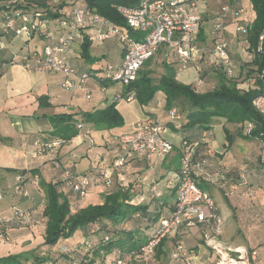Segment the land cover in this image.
I'll list each match as a JSON object with an SVG mask.
<instances>
[{
  "label": "crops",
  "instance_id": "1",
  "mask_svg": "<svg viewBox=\"0 0 264 264\" xmlns=\"http://www.w3.org/2000/svg\"><path fill=\"white\" fill-rule=\"evenodd\" d=\"M0 1L5 4L6 1L10 0ZM24 1L32 7L42 9L34 2ZM246 3L248 2L246 1ZM213 4V0L200 3L198 12L214 15L216 12H213ZM46 6L52 10L60 6L59 9L63 12L70 5L67 0L60 2L59 0H48ZM251 13L252 19L253 12L251 11ZM230 16L232 15L227 16V18ZM46 18L49 19V17ZM49 20L50 29L57 32V23L51 18ZM211 23V21L203 22V34L207 35ZM224 26L226 32L225 23ZM15 36V31L4 34L0 29V41L3 45V48H0V63L10 58L26 42V40L14 41ZM228 39L230 40V38ZM27 44L29 43L27 42ZM33 47L39 46L34 45ZM244 48L245 44L243 43L238 44L235 49L234 43L229 44V53L240 72L242 63L249 61ZM79 49L80 46L75 48L72 59L78 70H83L88 67L89 63L77 56ZM122 51L121 47L119 59L110 62L111 64L116 65L121 61ZM158 52H160L159 57L164 64H168L171 58L176 61L173 52L167 48L165 50L161 48ZM237 58H240L241 64L238 62L239 59L236 60ZM152 60L147 63L149 66H151ZM174 66H176L175 62L168 65L172 69ZM240 72L237 76L242 73ZM215 73L221 76L215 66L205 65L202 72L203 85L211 83V75ZM250 75L242 82L237 81V85L243 89L252 87ZM62 80L63 77L60 74L31 72L17 63H6L0 71V218L10 216L15 208L27 209L26 211L33 218L32 226L29 228L13 225L0 228V232L6 238H8L7 233L22 242L27 241V237L31 234H39L42 237L45 218L41 215L39 217L38 213L42 211L45 199L40 182L55 183L64 180V171L67 167H72L74 172L93 179L96 173L109 165L114 158L116 137L132 132L136 121L148 116H155L160 122L168 120L162 92L156 93L155 99L144 107L135 98L131 101H116L115 108L124 122L121 127L97 130L91 124L82 122V128L80 131L78 130V134L69 140H65L64 145L58 151L51 155L33 158L31 152L37 140L58 138L53 133L59 124L52 121V116L71 114L73 119L78 122L81 120V112L106 107L114 101L115 94L122 89L120 87L107 94L110 85H107L106 89H102L92 78L87 79L81 89H66L61 85ZM203 85L198 86L202 87ZM64 90H68V92L66 93ZM86 95L89 97L87 98ZM42 96L46 97L43 100L45 105H39L38 98ZM74 99H77L76 102ZM70 123L74 124L73 121ZM224 126L230 132L238 127L224 123L222 120L211 125L206 132L200 131L198 127L185 133L194 140L205 137L213 145L215 152L213 156L209 157L211 166L207 167V173H196L195 181L198 184L199 181H202L207 185L208 190L206 191L214 199L217 210L224 220L223 232L218 238L220 245L236 249L239 252L256 250L258 257L252 264H264V142L257 138L248 140L235 136L227 140ZM217 128L220 129V132ZM183 135L184 133L180 134L174 131L171 125L166 127L163 136L171 141L174 146L167 155L168 158H166L167 156L162 159L156 158L154 164L151 155L135 157L121 169L123 181H120L117 174H114L112 184L109 187L102 183L95 184L87 195L78 201V204L80 205L82 202L97 204L100 202V195L106 189L115 190L117 187H124L131 195V203L147 206L145 217L136 218L135 222L132 219L134 228L144 226L148 220L153 223L156 221L155 219L165 216L164 210L170 211L175 198L176 190L173 176L180 166V164L173 166L171 161L179 154ZM161 160L163 163L160 162ZM164 161L166 162L164 163ZM55 163H58L59 166H56ZM160 166L163 168L160 169ZM31 169H36V171L30 172ZM33 175L38 176L37 182L34 181ZM17 178L20 180L19 185L22 190L28 196L12 191L17 183ZM157 193H159L158 196ZM220 196L224 202L221 201ZM126 225L124 224V226ZM199 234H202L201 228L195 227L177 233L175 237L167 238L164 253H166L168 261L171 248L177 242H181L185 246H196L194 249H190L193 251L195 264H213V250L211 247L202 245L203 241L200 240ZM81 239L82 237L77 233L72 238L62 240L60 246H65L66 243H77ZM38 255L53 258L58 256L56 252L49 254L43 251L39 252ZM108 255L105 256V260ZM24 256L26 254H23ZM103 258L101 256L102 260ZM168 261L167 264H170Z\"/></svg>",
  "mask_w": 264,
  "mask_h": 264
},
{
  "label": "built area",
  "instance_id": "2",
  "mask_svg": "<svg viewBox=\"0 0 264 264\" xmlns=\"http://www.w3.org/2000/svg\"><path fill=\"white\" fill-rule=\"evenodd\" d=\"M205 1L137 0L133 5H116V11L126 25L125 29L90 10L84 0H70L69 8L52 20L58 25V31L54 32L50 29V20L44 16V12L33 10L36 7L30 6L24 0H10L6 5L10 12L2 18L5 22L2 33L22 32L27 37L37 33L43 44L40 47H30L26 39L17 52L11 55L9 61L0 63V71L6 63H17L31 72L60 74L64 88L81 89L90 75L87 71L78 70L74 65L72 57L75 48L84 41L92 45L114 38L123 50L121 61L116 65L105 63L101 72L110 82L121 84L122 89L115 94V101H131L134 98L133 92L124 93L123 90L136 80L139 69L162 47L173 52L180 69L190 66L195 68L198 74L197 85L204 83L203 77L200 76L203 65L215 66L225 77L233 78L238 68L229 53V42L224 36V23L229 15L243 17L244 9L233 7L231 4H223L220 7L211 18V28L207 32L211 44L208 46L198 41V34L204 22L202 14L198 12V6ZM54 11L57 10L53 9ZM250 23L251 19L246 24L236 23L234 30L247 34ZM263 40L264 35L260 34L254 50L260 54L264 53ZM244 42L245 54L253 57L254 52L248 51L247 40ZM0 48H3L1 41ZM259 76L262 80L261 92L253 99L252 104L260 113H264V65ZM167 115L171 120L179 118V112L174 107L167 110ZM76 126L80 131L82 124L78 123ZM252 127V123L246 122L243 133L249 134ZM163 131L164 128L155 116L136 121L132 132L116 137V154L109 165L101 168L93 179L74 172L72 168H66V185L72 194L81 200L95 184L102 183L109 187L114 174L123 181L121 169L135 157L151 155L162 159L173 150V143L163 136ZM203 141L205 142L199 151L196 150L197 143L181 142L180 166L173 176L176 191L170 213L153 223L149 239L138 250L118 254L111 264L152 261L157 247L164 239L175 237L177 233L195 227L201 228L205 245L213 250V264H252L257 259L256 250L239 252L220 245L218 241L223 232V219L214 199L195 181L196 173H207V167L211 166L209 157L215 154L211 144L206 139ZM64 143L65 140L60 138L37 140L31 156L37 158L51 155ZM33 179L37 182L38 176L33 175ZM16 180L12 191L28 196L19 185V178ZM6 225L29 228L32 226V219L28 211L15 208L10 216L0 218V228ZM61 248L62 251L65 250L64 246ZM169 262L195 264L193 251L177 242L169 252Z\"/></svg>",
  "mask_w": 264,
  "mask_h": 264
},
{
  "label": "trees",
  "instance_id": "3",
  "mask_svg": "<svg viewBox=\"0 0 264 264\" xmlns=\"http://www.w3.org/2000/svg\"><path fill=\"white\" fill-rule=\"evenodd\" d=\"M27 1L41 6L42 9L39 7L33 10L44 12V16L52 20L59 17L62 13L59 9L60 6L56 7L57 11L54 12L52 9H49L46 6L48 0ZM246 1L250 4L251 11L253 12V17L246 34L247 48L248 51H253L254 55L251 57L246 54L249 61L242 64L241 68L246 66L249 69L252 87L243 89L237 85V82L233 79L234 77L227 78L220 72L221 79L215 87L198 92L194 88L198 86L196 82L185 84L178 82L174 78L172 68L168 66L169 75L163 77L160 83L156 84L146 75L149 71H143L142 66L138 71L139 75L136 80L123 90L124 93L133 92L134 98L142 107L147 106L149 102L155 99L154 95L157 91H161L164 96L165 109L168 110L174 107L179 112L177 120H171L168 117L167 121L160 122L161 126L165 129L171 125L177 133H184L181 142L197 143V151L202 149L205 138L200 137V139L194 140L189 138L185 133L198 127L200 131L206 132L211 125L222 120L224 123L238 126L235 133L230 132L225 126L223 127L227 140L235 136L248 140L257 138L264 142V113H260L252 104L253 99L261 92L262 86L259 74L264 65V53L260 54L254 50L258 43V36L260 34L264 35V0ZM136 2L137 0H84L85 5L90 10L125 29L124 20L117 13L115 6L133 5ZM198 41L208 46L211 44V39L208 35L203 34L202 28L198 34ZM89 46V42L84 41L80 45L77 56L88 63H99L101 61L100 57L92 56L88 53ZM9 59L2 62L9 61ZM105 63L110 62L106 61ZM103 65L100 64L92 67L90 64V66L83 69L102 88L109 85L110 82L107 76L101 72ZM200 76L203 77V74L201 73ZM194 83L196 86L192 87ZM45 99L46 97L44 96L39 97V105H45L46 103H43ZM115 105L116 101L114 100L104 108L81 112L80 117L82 121L79 120L78 122L73 119L71 114L52 116V121L59 124L56 126L57 129L53 134L60 139L69 140L78 134L79 129L76 125L78 123L82 124V122L91 124L97 130L121 127L124 123L123 118L115 108ZM144 110L146 111L145 108ZM72 121L74 122L73 125L70 123ZM246 122L253 124L249 134L243 133V126ZM63 123L66 125L62 126L61 124ZM35 171L36 169L30 170V172ZM40 185L45 199L41 213L45 218L44 244H52L58 240H67L75 232L79 233L82 237L81 241L72 244L66 243L64 246L65 250L62 251L61 248L56 258L33 255L29 259L28 256L14 255L10 258H0V264H95L93 258L97 257L101 259V256L105 257L114 249L119 251L118 254L130 250H138L150 237L152 229L150 232L147 231V226H152L151 228H153V223L149 222V220L144 226L134 228L132 225V219L135 222L136 218L145 217L144 214L146 213L147 206L131 203V195L127 189L117 187L107 194L102 203L92 204L82 202L79 205V199L72 194L71 189L66 185L64 180H59L55 183L42 181ZM198 186L201 187L200 184ZM124 224L127 225L124 226ZM165 246L166 239L157 247L155 256L158 255V252L164 250ZM79 254L81 255L79 256ZM28 260H31V262L28 263Z\"/></svg>",
  "mask_w": 264,
  "mask_h": 264
},
{
  "label": "rangeland",
  "instance_id": "4",
  "mask_svg": "<svg viewBox=\"0 0 264 264\" xmlns=\"http://www.w3.org/2000/svg\"><path fill=\"white\" fill-rule=\"evenodd\" d=\"M60 1L61 0H59V2ZM67 1H70V0H67ZM213 1H214V4L212 5L213 6V8H212L213 12H217L223 4H231L233 7L238 6V7H242L244 9L243 17L236 18L234 15L230 16L228 18L226 17L225 24H226V29L227 30H226V32H224V36L228 40L229 44L230 43H234V49L237 48L238 44H241V43L245 44L244 40L246 39V34L237 33L233 29L235 27V25H234L235 23L246 24L248 22V20L251 19V14L252 13H251L249 4L246 3V0H213ZM1 2L2 1H0V29H2L4 24H5V22L3 21L2 18H4V16L7 15L10 12V10L6 8V5H7L8 1H6L5 4L1 3ZM1 4H4V5L2 6ZM202 15L204 17L203 18L204 22L205 21H211V18L213 17V14L212 15L211 14H209V15L202 14ZM228 38H230V40ZM26 39H28L27 40V42L29 43L28 45H30L31 47H33L34 45H38L39 47L42 46L41 37L37 33H34L32 35V37L31 36L27 37L24 33L19 32V33L16 34V36L14 38V41H24ZM120 48H121L120 44L117 42V40H115L113 38L108 39V40H106V41H104L103 43H100V44H92V45H90L89 48H88V53L90 55H92V56L100 57L101 61H99V63L98 62H93V63L89 62L88 66H90V64H91L92 67H94V66H97V65H100V64L103 65V64H105L106 61L113 62L114 60H118L119 59ZM162 50H165V48L162 47ZM159 53L160 52H158L157 54H155L152 57V59L155 58L154 60H152V59L148 60V63H149L150 60L153 61V62H151V66H149L148 64L146 66L145 65L143 66V71H145V72L149 71V73H146V75L148 77H150L152 82H154L156 84H159L160 81L163 79V77L169 75V71L167 69V66L169 64H174V62L176 64V66L173 67L172 71L174 72V78L178 82H181V83L185 84V83H191V82H196L197 81V74H196V70H195L194 67L190 66V67H186V68L180 69L179 66L177 65L176 61L173 60V58H171V60H173V62H171V60H169L170 62H168V64L167 63L164 64V62H162L161 58L159 57ZM238 59H239L238 62L241 64L242 62H240L241 61L240 58H237L236 60H238ZM242 64H244V63H242ZM204 66L205 65H203V68H204ZM240 68H241V66H240ZM241 70H242V73L239 74V76H237V74H236V76L233 78L236 82L237 81L242 82L244 79H246V77H248L250 75L249 72H248L249 69L246 66L242 67ZM138 75H139V72H138L137 76ZM211 78H212L211 79L212 82L209 83V84L207 83V84H204L202 87H200V86H196L195 83H194V85L192 84V87L196 86L194 88L198 92H203V91H206V90H210V89H212L213 87H215L218 84V82L221 79V76L219 74L215 73V74L211 75ZM213 83H215V84L217 83V84L215 85ZM109 85L110 86H109V89L107 90V94H110V93H112V91H115L116 89H119L121 87V84L118 83V82H113V83L109 82ZM103 89H106V86H104ZM64 91L66 93L68 92V90H64ZM158 92H161V91H157L156 93H158ZM74 100H75L74 102H76L77 99H74ZM217 129L220 132V129L219 128H217ZM237 129H238V127L233 129L231 132L235 133L237 131ZM222 134H223V132H222ZM239 140L242 141V139H239ZM211 146H213V145H211ZM168 157L169 156H167L166 158H168ZM155 159H156L155 157H152V159H151L152 162L154 161V164H155ZM160 162L163 163L162 160ZM165 162L166 161H164V163ZM171 164L173 166H178L180 164V155L179 154H178V156H176L175 158L172 159ZM159 168L162 169L163 166H160ZM199 184H200V186L203 189L208 190V187H207V185L204 182L199 181ZM122 189H124V187ZM112 191L113 190L106 189L100 195L101 199H100L99 203L104 202L105 197L107 196V194H109ZM220 198H221V201L224 202V199L221 196H220ZM24 210H27V209L24 208ZM41 213H42V211H40L38 213L39 217H40V215L42 216ZM169 213H170V211L165 209L163 214L167 215ZM159 218H157L155 220L158 221ZM31 219H33V218H31ZM151 227L152 226H147V229H148L147 231L150 232L151 231ZM76 233L77 232H75L74 235ZM7 236H8V238H6L0 232V258H8V257L10 258L11 256H14V255L26 254V256H28V258L30 259L33 255H38L39 252H41V251H43L45 253L52 254V252L53 253H55V252L58 253L59 250L61 249V246H60L61 240H58L57 242L52 243V244H44V242H43L44 241V238H43L44 237V232H43L42 237H40L39 234H34V235L31 234L30 236L27 237V241H25V242H22L21 240L19 241V240L14 239L13 237H11L10 233H7ZM199 238H200L201 241H203L204 240V235H202V234L200 235L199 234ZM192 243H194V242H192ZM202 245L205 246V242L204 241H203ZM185 247L188 248V249H194L196 246L189 247L188 245H186ZM118 252H119L118 250L114 249L110 253V255H108V257H106V260H105V257L103 258V260L96 257V258H93V262L95 264H101V263H103V264H107V263L111 264V261L118 254ZM80 255L81 254H79V256ZM166 257H167V255H166V253H164V250H161V252H158V255H156L155 258L152 261H149V262H138L136 264H167L168 257H167V259H166ZM59 258L62 259L63 257H59ZM87 259H89V258H87ZM29 262H31V260Z\"/></svg>",
  "mask_w": 264,
  "mask_h": 264
}]
</instances>
